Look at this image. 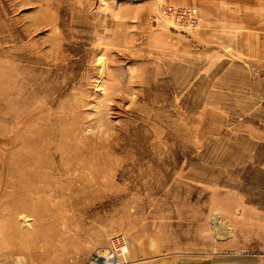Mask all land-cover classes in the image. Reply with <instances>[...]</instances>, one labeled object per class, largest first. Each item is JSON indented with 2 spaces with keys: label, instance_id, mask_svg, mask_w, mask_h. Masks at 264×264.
<instances>
[{
  "label": "rangeland",
  "instance_id": "obj_1",
  "mask_svg": "<svg viewBox=\"0 0 264 264\" xmlns=\"http://www.w3.org/2000/svg\"><path fill=\"white\" fill-rule=\"evenodd\" d=\"M169 4L0 0V260L264 264V62Z\"/></svg>",
  "mask_w": 264,
  "mask_h": 264
},
{
  "label": "crops",
  "instance_id": "obj_2",
  "mask_svg": "<svg viewBox=\"0 0 264 264\" xmlns=\"http://www.w3.org/2000/svg\"><path fill=\"white\" fill-rule=\"evenodd\" d=\"M186 1L196 7V14L202 21H216L242 30L240 42L244 56L264 62V0Z\"/></svg>",
  "mask_w": 264,
  "mask_h": 264
},
{
  "label": "built area",
  "instance_id": "obj_3",
  "mask_svg": "<svg viewBox=\"0 0 264 264\" xmlns=\"http://www.w3.org/2000/svg\"><path fill=\"white\" fill-rule=\"evenodd\" d=\"M162 14L174 22L181 30H195L198 24L196 9L189 5H167L162 8ZM0 264H12L7 260H0Z\"/></svg>",
  "mask_w": 264,
  "mask_h": 264
}]
</instances>
